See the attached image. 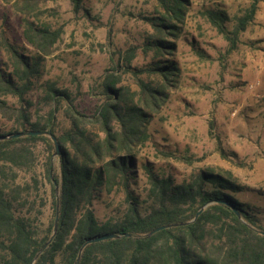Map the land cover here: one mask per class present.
Returning a JSON list of instances; mask_svg holds the SVG:
<instances>
[{
	"label": "trees",
	"instance_id": "obj_1",
	"mask_svg": "<svg viewBox=\"0 0 264 264\" xmlns=\"http://www.w3.org/2000/svg\"><path fill=\"white\" fill-rule=\"evenodd\" d=\"M3 1H13L27 15L23 37L35 52L0 34V116L8 123L0 124V264H264V224L257 207L239 196L246 187L231 172L199 169L190 180L178 182L148 161L138 162L139 147L151 137L152 114L160 112L178 83L179 68L169 55L191 0H157L155 12L143 16L152 28L143 42V50L152 51L147 64H132L134 45L111 50V65L90 86L98 102L88 112L77 104L79 89L41 81L45 57L63 29L28 17L37 16V0ZM70 2L75 10L83 4ZM256 3L236 16L230 30L220 5L202 10L227 38L228 53L253 22ZM125 73L131 74L134 87L123 82ZM37 89L39 105L48 106L44 114L31 110L29 93ZM38 130L44 133H27ZM48 131L57 140L58 153ZM18 132L26 134L10 136ZM36 141L48 149L43 175L50 183L53 216L45 232L36 223L41 184L32 149ZM140 167L146 182L138 191ZM21 171L28 179L20 180ZM118 194L121 202L115 205L110 199ZM97 202L114 205L106 217L97 215ZM56 208L57 230L34 258L53 233ZM162 224L170 226L147 235ZM107 234L120 236L101 238Z\"/></svg>",
	"mask_w": 264,
	"mask_h": 264
},
{
	"label": "rangeland",
	"instance_id": "obj_2",
	"mask_svg": "<svg viewBox=\"0 0 264 264\" xmlns=\"http://www.w3.org/2000/svg\"><path fill=\"white\" fill-rule=\"evenodd\" d=\"M37 1V16L28 17L63 29L53 52L45 57L41 81L79 89L76 101L82 111L92 110L98 102L89 93L90 86L111 65V50L134 45L136 55L131 62L136 67L152 58V51L143 50L145 37L152 31L143 16L155 12L157 0H83L77 10L70 0ZM254 1L257 10L253 22L228 53L227 38L209 23L202 10L220 5L228 14L230 30L236 16ZM25 16L13 1L0 0V34L4 32L11 42L34 53L23 37ZM185 17L180 35L174 39L175 51L169 55L179 68L178 83L171 87L160 112L152 114L151 137L139 147L138 162L148 161L155 171H164L178 182L190 180L199 169L229 171L246 187L239 196L257 207L254 211L264 224V0H191ZM122 80L134 87L130 73L122 74ZM39 92L29 93L34 101L31 110L44 114L48 106L39 105ZM58 117L61 120L60 113ZM0 124L3 128L8 123L0 116ZM32 149L41 180L35 202L36 212H40L36 223L45 232L53 216L50 183L43 175L48 149L42 141L32 144ZM19 178L24 181L28 174L21 171ZM145 182L140 167L135 190L140 191ZM121 198L118 194L110 201L117 205ZM106 204H94L102 218L114 206Z\"/></svg>",
	"mask_w": 264,
	"mask_h": 264
},
{
	"label": "water",
	"instance_id": "obj_3",
	"mask_svg": "<svg viewBox=\"0 0 264 264\" xmlns=\"http://www.w3.org/2000/svg\"><path fill=\"white\" fill-rule=\"evenodd\" d=\"M27 133H39V134H43L44 132H42V131H30V132H27ZM48 135H50L51 136V138H52V140L54 141V144H55V153H58V143H57V140H56V138L54 137V135L53 134H51V132H46ZM24 134H26V132H18V133H15V134H12V135H10V136H17V135H20V136H22V135H24ZM5 137H7V136H5ZM55 190H56V193H57V186H56V184H55ZM201 209V208H200ZM199 211L200 210H198V212L197 213H199ZM57 221H58V210H57V208H56V219H55V221L53 222V233H52V235L50 236V238H49V240H47L46 241V243L45 244H43L42 245V247L39 249V251L36 253V255L34 256V258H37L38 256H39V254L43 251V249L46 247V245L48 244V242L50 241V240H52V237L54 236V234H55V232H56V230H57ZM170 226V224H162V225H159V226H157V227H155L153 230H151L147 235H151V234H153L155 231H157V230H159V229H161V228H163V227H169ZM260 234H262V235H264V231H260ZM125 235H129V236H131V234L129 233V232H127V233H125ZM120 235H118V234H112V235H110V234H107V235H104V236H102L101 238H105V237H110V238H116V237H119ZM95 240H97V239H95ZM80 252H81V250L79 251V255H78V259L80 258ZM33 258V259H34ZM78 259H77V262H78Z\"/></svg>",
	"mask_w": 264,
	"mask_h": 264
}]
</instances>
